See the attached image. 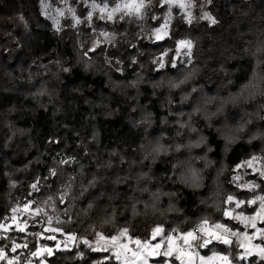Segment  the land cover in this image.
<instances>
[{
    "label": "trees",
    "instance_id": "1",
    "mask_svg": "<svg viewBox=\"0 0 264 264\" xmlns=\"http://www.w3.org/2000/svg\"><path fill=\"white\" fill-rule=\"evenodd\" d=\"M191 1L206 16L147 40L127 15L56 27L45 14L69 3L82 16L78 0H0V264H28L54 243L43 215L76 238L122 228L144 238L155 226L241 229L225 212L250 215L264 201V0ZM163 8L148 7L143 23L157 26L150 12ZM181 41L191 48L177 55ZM249 159L254 171L242 167ZM27 203L43 214L20 229L13 209ZM216 248L244 262L236 239L202 251ZM44 256L115 263L81 241Z\"/></svg>",
    "mask_w": 264,
    "mask_h": 264
},
{
    "label": "rangeland",
    "instance_id": "2",
    "mask_svg": "<svg viewBox=\"0 0 264 264\" xmlns=\"http://www.w3.org/2000/svg\"><path fill=\"white\" fill-rule=\"evenodd\" d=\"M43 1L44 0H41V3ZM78 1L87 6L86 13L82 16L78 14L76 7L73 4L69 3H66L61 7L52 6V8L48 7L47 4V7L50 8V10H47V13L45 14L49 15L56 27H61L62 19L67 17L71 20V23L73 25H92V23L96 19L112 21L118 19L122 15H127L139 22L140 29L147 40L162 39L166 37L169 33L171 23L176 18H182L186 22H192L194 20H197L198 18L206 16L207 14L202 4H198L195 6L193 5V2L191 0H119L112 6L108 5L107 3H100L96 0ZM155 5H164V8L158 11L154 10L155 12L151 11L150 16H152V18H157L161 15L162 18L157 26L149 27L143 23L142 18L146 14L147 8ZM44 8L47 9L45 4ZM94 33L96 39H103L108 41L112 38V35L105 30L94 31ZM91 40H93L92 37ZM183 42H185L186 47L187 41ZM178 47L180 48L184 46H180L179 42ZM255 162L256 159H249L242 167L243 169H248V171H254L255 169H257L255 166ZM241 175L242 172H240L239 176H237L236 182L238 183V185ZM246 185L249 186V184L247 183ZM262 204H264V201H262L250 215L243 212H235L230 210L225 212V216L233 217L234 219H236V221H238L239 225L242 227L241 229L232 228L228 225L227 222L222 221H215L211 224H208L209 229L215 232L217 237L221 238H212L211 242L207 246H201L203 244V239L207 238L206 233L201 231V225H197L199 229L198 231H195L196 227H194V229L190 228L188 230L165 231L161 226H155L150 230V234L144 238L132 237L130 236L126 228H122L114 236L120 237V233L123 232L125 235L123 237H120L119 242L127 243L129 248L132 249L135 248V245L131 243V241L135 240L147 242L152 246L160 243L162 245V252L165 250L170 237L175 238V244L177 247H185L184 242L180 240L179 237L192 232L196 238L194 240H190L191 247L189 248V254L192 255V259L195 264H199L197 257L205 259L226 257L227 264H248V257L252 255L262 258L264 257V254H261L259 251V249L264 248V228L260 225V223L264 221V208H262ZM235 205V207H237L240 205V203L237 202ZM40 213L42 212L31 207L29 203L18 205L13 209V218L10 223L14 224L17 228L23 229L30 223L33 217L35 218ZM37 222L39 223L40 221ZM52 222V218L45 217L43 215V223L40 225V227L47 233L46 235L42 234L44 237H54L50 238L54 240V243L52 245L39 247L37 251L33 253V256L35 258L29 260L27 262L28 264H46L44 254L50 255L52 254L54 249L70 247L73 243L79 241L83 242L92 251H108L109 256H111L115 261V263L113 264H121V261L115 259L111 247H108L106 250H98V237L103 235H98L93 240L76 238L74 235L63 233L58 227H55ZM217 224L222 226L221 229H216L215 226ZM3 228H7V225ZM157 228L161 229V231L153 236V233ZM103 237L105 238V240L109 241L112 238L105 236ZM233 238L236 239L237 246L240 248L238 257L244 259V262L231 260L225 253V251H223L221 248H216L208 252L202 251L204 248L210 246L213 242L224 243L223 240L226 239L230 243ZM85 241H87V243H85ZM99 243L103 242L101 241ZM246 250L250 254H246ZM80 257L82 258L83 256L81 255ZM98 259H95L92 264H97V262L99 261ZM147 264H181V261L177 260L175 255L170 258L163 255H154L148 257ZM215 264H222V262L217 259Z\"/></svg>",
    "mask_w": 264,
    "mask_h": 264
},
{
    "label": "snow or ice",
    "instance_id": "3",
    "mask_svg": "<svg viewBox=\"0 0 264 264\" xmlns=\"http://www.w3.org/2000/svg\"><path fill=\"white\" fill-rule=\"evenodd\" d=\"M180 46H185V42L181 41ZM186 47L190 50L191 44L187 43ZM179 47L177 49V55H179ZM262 208H264V204H262ZM216 229H221V225L217 224ZM161 229L157 228L153 233L155 236L159 233ZM201 231L206 233L207 238L203 239V244L201 246H207L212 238L220 239L221 237H217L216 233L209 229L207 224L201 225ZM125 234L120 233V237H123ZM238 235V234H237ZM120 237H112L111 240H105L103 236L98 237V250H106L108 247H111L115 259L121 261V264H147V260L149 256L154 255H163L165 257H172L175 255L177 260L181 261V264H195L192 259V255L189 254L190 240H194L196 237L192 232L187 233L186 235L179 237L180 240L184 242L185 247H177L175 244V238H169L167 242V246L164 251L161 252L162 245L157 243L152 246L147 242H141L140 240L131 241L135 245V248H129L127 243H120ZM54 238V237H50ZM103 243H99V242ZM225 244H228V240H223ZM87 243V241H85ZM243 246V245H242ZM261 254H264V248L259 249ZM246 254H250L246 250ZM0 258H3V253L0 251ZM219 259L222 264H227L226 257H215L212 259H205L201 257H197L199 264H215L216 260ZM11 264V262H9Z\"/></svg>",
    "mask_w": 264,
    "mask_h": 264
},
{
    "label": "built area",
    "instance_id": "4",
    "mask_svg": "<svg viewBox=\"0 0 264 264\" xmlns=\"http://www.w3.org/2000/svg\"><path fill=\"white\" fill-rule=\"evenodd\" d=\"M195 231H197V229H195Z\"/></svg>",
    "mask_w": 264,
    "mask_h": 264
}]
</instances>
